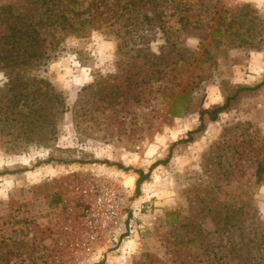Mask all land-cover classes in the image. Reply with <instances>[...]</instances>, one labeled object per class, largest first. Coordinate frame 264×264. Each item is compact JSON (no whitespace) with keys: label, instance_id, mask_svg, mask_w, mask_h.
Returning a JSON list of instances; mask_svg holds the SVG:
<instances>
[{"label":"rangeland","instance_id":"obj_1","mask_svg":"<svg viewBox=\"0 0 264 264\" xmlns=\"http://www.w3.org/2000/svg\"><path fill=\"white\" fill-rule=\"evenodd\" d=\"M110 2L78 37L0 0V264H264V0ZM27 24L39 49L3 51ZM105 170L127 231L76 259L64 200Z\"/></svg>","mask_w":264,"mask_h":264},{"label":"built area","instance_id":"obj_2","mask_svg":"<svg viewBox=\"0 0 264 264\" xmlns=\"http://www.w3.org/2000/svg\"><path fill=\"white\" fill-rule=\"evenodd\" d=\"M122 180L117 172L101 171L90 181L73 186L74 201L64 200L70 213L69 236L59 244L76 259L108 251L127 231L124 222L128 220V197ZM132 223L133 218H129L130 228Z\"/></svg>","mask_w":264,"mask_h":264},{"label":"trees","instance_id":"obj_3","mask_svg":"<svg viewBox=\"0 0 264 264\" xmlns=\"http://www.w3.org/2000/svg\"><path fill=\"white\" fill-rule=\"evenodd\" d=\"M35 1L40 2L41 6H45V8H43L40 12H41V15L46 14L47 20H50V23L52 22V20L53 22L54 21L60 22V19H62V22L65 23V27L66 28L69 27L68 29L69 33H73L78 37L87 36V34L91 32V30H94L96 28L95 25L98 21L97 17L99 15H98L97 7L94 8V6H96L94 3H99L101 0H69L70 7L64 8L62 10L59 7V3H61V0H35ZM86 1H88L87 2L88 4H84ZM110 1L111 0H106V2L112 3ZM79 6H82L83 9L80 10V8H78ZM90 11L93 12V15L95 16L97 15V17L92 16V13ZM30 13L32 12L29 11V14ZM84 13H87V17L81 18V15H83ZM40 21L42 22L41 19ZM92 21H93V24H92ZM34 32H37V28H35L32 24H27L25 27H21V28H17V27L13 28L10 35L11 37L16 38L13 44L11 45L14 48L10 49L5 46H2V50L5 52H14L15 50L16 51L17 50L29 51V48H32V47L39 49V45H40L39 41L31 42L30 44H25L26 38L23 37L24 34L28 33L29 35H31ZM10 61L13 64H20V63L26 62L23 59H16V58H11ZM0 62L5 63V64L10 63L9 61H6V60H0ZM262 83H264V80ZM235 95L233 97H235ZM231 99L232 98L228 97L226 101L224 102V104H222L221 106H216L210 111L201 113L199 117L201 123L199 127L197 128V130L203 126L204 116L206 114L209 115L211 120H216L218 114L229 106ZM191 134H192V131L189 132V136L187 138H181L177 142L191 141L192 140ZM146 177H147V174H145L143 171H139V178L137 180V188L140 187V184L145 180Z\"/></svg>","mask_w":264,"mask_h":264},{"label":"bare ground","instance_id":"obj_4","mask_svg":"<svg viewBox=\"0 0 264 264\" xmlns=\"http://www.w3.org/2000/svg\"><path fill=\"white\" fill-rule=\"evenodd\" d=\"M122 182H123L124 186H126L125 182L124 181H122ZM133 182H134V178L130 176L127 178L126 184H127V186H133Z\"/></svg>","mask_w":264,"mask_h":264}]
</instances>
